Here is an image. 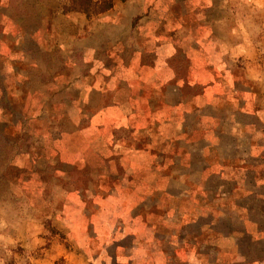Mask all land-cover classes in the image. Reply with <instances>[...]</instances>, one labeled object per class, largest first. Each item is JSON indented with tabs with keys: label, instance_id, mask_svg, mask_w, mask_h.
Returning a JSON list of instances; mask_svg holds the SVG:
<instances>
[{
	"label": "rangeland",
	"instance_id": "rangeland-1",
	"mask_svg": "<svg viewBox=\"0 0 264 264\" xmlns=\"http://www.w3.org/2000/svg\"><path fill=\"white\" fill-rule=\"evenodd\" d=\"M104 2L111 8L95 12L92 5L88 13L85 0H0V264H151L150 252L162 254L163 264H183L173 259L177 244L204 251L211 241L209 232V241H200L198 227L189 225L199 198L207 222L218 224L224 202L232 209L235 198L249 194L255 201H249L250 218L264 229V220H257L264 199L255 200L264 197V0L92 4ZM208 20L219 21L217 35L229 47L243 50L210 55L211 62L240 70L239 112L235 103L222 101L177 125L188 138L153 139L151 133L166 130L154 119L144 122V115L152 116L160 101H143L149 86L125 78H136L133 66L161 62L147 49L170 41L173 48ZM206 58L173 54L167 64L186 79L188 63ZM121 67L126 77L117 73ZM101 68L115 79L106 92L91 85ZM250 92L255 105L247 110ZM104 101L112 107L110 121L119 116V105H127L125 123L89 125L94 105ZM119 195L132 200L124 210L114 203ZM242 207L228 220L240 225ZM235 225L230 229L238 230ZM124 227L132 228V240L124 236L123 250L115 243L104 253L102 232ZM227 231L222 229L216 264H264L263 251L254 252L246 238L230 243ZM140 238L147 256L137 254Z\"/></svg>",
	"mask_w": 264,
	"mask_h": 264
},
{
	"label": "crops",
	"instance_id": "crops-1",
	"mask_svg": "<svg viewBox=\"0 0 264 264\" xmlns=\"http://www.w3.org/2000/svg\"><path fill=\"white\" fill-rule=\"evenodd\" d=\"M212 4L207 5V7L212 8ZM209 21H200V24H198L197 29L194 31L195 34H192V37L182 36V39L177 38L178 42L174 43L177 44L173 48H171V41L166 43V47L164 46H157V47H150V49H147V54L149 55H158L160 57L161 62H156V64H139L136 66H133L131 69L134 70L130 74V76L136 78H125L129 80V84H131L132 80H135L137 83L143 84L146 83L149 88L147 90H144L145 94L141 96V99L143 101H149L151 99L153 100H159L157 101L155 105L152 106H158V109H156V112L153 113L151 111L148 114H152V116L144 115L147 119L144 121H151L155 120L157 126L163 125V131L166 130L165 133H159L158 129L155 133H151L153 139L162 140H174L178 135H182V138H188L184 135V133L177 131L180 130V127L177 125H181L182 122L185 123V121L192 122L191 118L187 119L191 116H199L202 112L204 113V110L207 108H213V106L221 103L222 101H228L231 103H235L236 110L235 112H239V95H243L244 91L239 90L240 86V70L236 69L237 67H225L222 66V62L213 63L210 61L212 59L210 55H244L243 50L241 47H238L235 49L233 47H229L226 43V39L224 41V37L222 35H217L216 29L219 27V21H215V24L212 23V25H209ZM213 22V21H212ZM171 28V26H170ZM217 35V36H216ZM207 55L206 59H203L204 62L201 63V60L196 59L195 61L189 62V66L186 69V73L182 74V76H186V79H180L177 77V73H173V71L170 69V67L167 64V61L170 58V55ZM191 58V56H189ZM196 57H192L191 59H194ZM202 59V57H199ZM153 59V57H152ZM164 61V63H163ZM148 65V66H146ZM151 67V68H147ZM123 72V75L120 73ZM239 72V73H238ZM112 71L110 69L101 68L99 70L94 71L93 77H92V89L96 92H106L108 90H111V83L112 81L115 82V79L111 76ZM117 73L120 74V77H126L127 71L126 68H119ZM116 73V74H117ZM143 76H145V79H143ZM139 77V79H138ZM245 77V76H244ZM189 78V80H187ZM246 78V77H245ZM113 79V80H112ZM248 83H245L244 86L249 87V80L246 78ZM133 84V82H132ZM90 85V86H91ZM91 89L90 87H88ZM173 88V91L170 93V90ZM250 89L251 86H250ZM253 91V89H252ZM170 93V94H169ZM172 93L175 94V96H172ZM246 95L247 103H243L244 106H246L247 110L249 108H253L255 105V100L253 98V94L250 92V95ZM170 96V99H169ZM249 102V105H248ZM131 105V104H130ZM129 106V105H128ZM134 107V105H131ZM243 107V105H241ZM112 107L109 106L105 101L102 104H95L93 112V115H91V118H88L89 125L94 124H101L105 125L107 123H125L126 121V115H127V105H125L124 108L119 105V110H115L114 113L119 114V116L113 120L111 119V109ZM153 108V107H152ZM126 109V110H125ZM246 110V111H247ZM145 112V111H144ZM141 110H137L135 112L136 115H143ZM122 113V114H121ZM249 113V111L247 112ZM250 114V113H249ZM248 114V115H249ZM143 118V117H142ZM122 120V121H121ZM109 121V122H108ZM181 123V124H180ZM171 132V133H170ZM171 135V137H170ZM140 153V152H139ZM137 154V156L139 155ZM134 161V160H132ZM255 184V181H254ZM263 184V183H260ZM249 193H252L249 191ZM118 201H115V204H118L119 207H122L127 203L132 202L131 199H126L125 197L119 195ZM125 198V199H122ZM254 199V198H253ZM251 195H247V197H238L235 198L233 201L235 202L234 206L229 208L228 203L224 202L223 205H225V214L222 215V218H219L217 220L225 221L226 224L223 223V221L218 222V224L211 222H207L208 213L206 206L203 204L201 205V201H203L201 198L197 200L198 207L196 206L195 214H196V221L190 223L189 225L197 226L198 231L200 232V241L207 242L209 241V234L211 236L210 243H206L204 245V251L199 249H195L194 246L190 247V245H178V248L176 253L173 254V259H181L183 264H186L188 262H195V264H216L219 261V254L216 256V251L222 252V248L220 247L221 243L218 241H221V237L223 236L222 229L228 230L225 233L226 236H233L234 238L231 239L230 243L236 241L239 238H246L248 244H251V248L255 251H263L264 253V247L261 245H255L259 244L257 242H260V240L264 239V229L261 227L259 223H256L255 219L250 218V203L249 201L253 200ZM264 199L263 196H255V200L257 203L259 201L261 202ZM206 202V200H205ZM255 202L254 200L252 203ZM248 203V204H247ZM107 204V202H106ZM242 207L243 214L241 216L236 217L238 220H240V225L236 223L235 220L229 221L232 216L235 218L237 216V212H239L240 206ZM125 208V206H124ZM224 209V208H223ZM124 210V209H123ZM194 214V215H195ZM230 214H232L231 217H228ZM182 213L180 214V216ZM224 216V217H223ZM109 216L103 215L102 220L109 219ZM263 219L264 215H259L257 220ZM214 220H216L214 218ZM141 222V221H140ZM221 223H223L221 225ZM136 224V223H135ZM237 224L236 229H230L231 227H235ZM137 225V224H136ZM225 225V226H224ZM227 226V227H226ZM95 227V226H94ZM128 227V225H127ZM128 230V232H127ZM142 233H145L147 235L148 228L142 227L140 229ZM132 231V228H131ZM128 228H119V229H112L107 230L106 232H102L103 238V251H107L108 246L113 245L115 243L119 244V251L123 250V239L127 237V240H132V237L130 236L131 232ZM209 232V234H208ZM125 236V237H124ZM150 235H147L146 237L150 238L151 242L155 241L153 238H151ZM258 236H261V238H257ZM139 237V236H136ZM150 242V244H151ZM141 245L139 246V249L137 250V254L145 253L146 249L144 246V243L142 242V238H140ZM132 244V243H131ZM264 244V242H263ZM236 245V250L239 252V247L237 243H234ZM234 245L231 244L230 250L235 251ZM217 246L219 249H217ZM259 247V249H257ZM117 247V246H116ZM118 247V248H119ZM125 250L129 252V249L126 247ZM153 251V250H151ZM235 251L236 256H239L240 253ZM181 253V255H180ZM208 253H212V255H208ZM106 255L103 256V259L105 260ZM147 256V254H146ZM150 262L153 264L152 261L155 263V257H157V260L162 261V264L164 263L165 257L162 256L160 253L152 254L150 252ZM127 258H130L128 256ZM139 258L143 259L139 256ZM207 258V260H206ZM120 259H124V257H120ZM147 260V258H146ZM139 264H142L139 262ZM227 264H239L238 261H231ZM257 264V263H255ZM259 264V263H258Z\"/></svg>",
	"mask_w": 264,
	"mask_h": 264
},
{
	"label": "trees",
	"instance_id": "trees-1",
	"mask_svg": "<svg viewBox=\"0 0 264 264\" xmlns=\"http://www.w3.org/2000/svg\"><path fill=\"white\" fill-rule=\"evenodd\" d=\"M85 1L88 3V5H87L88 7H86V9H85L86 11H88V13L92 11L93 6H94V9H95V12H102L104 10H107V9L111 8L110 5H108L105 2H104V5H101V7H97V5L92 4L93 0H85Z\"/></svg>",
	"mask_w": 264,
	"mask_h": 264
}]
</instances>
